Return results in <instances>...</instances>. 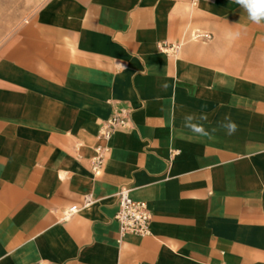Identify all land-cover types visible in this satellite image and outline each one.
<instances>
[{"label":"crops","instance_id":"0c3cea01","mask_svg":"<svg viewBox=\"0 0 264 264\" xmlns=\"http://www.w3.org/2000/svg\"><path fill=\"white\" fill-rule=\"evenodd\" d=\"M124 186L146 236L120 238ZM0 264H264V23L234 0H0Z\"/></svg>","mask_w":264,"mask_h":264},{"label":"built area","instance_id":"2783aa9c","mask_svg":"<svg viewBox=\"0 0 264 264\" xmlns=\"http://www.w3.org/2000/svg\"><path fill=\"white\" fill-rule=\"evenodd\" d=\"M200 0H192L194 5H197ZM212 35L206 32L197 31L192 34V39H210ZM183 42H167L162 41L160 49L169 55L177 56L181 51ZM130 124V110L124 107L118 108L110 117L105 119L100 127L99 136L104 141L108 142L115 131L119 128H125ZM109 146L101 144L96 147V155L92 161V170L98 174L103 168L105 154ZM176 152V151H175ZM130 187H121L117 193L118 209L115 214V220L119 224L120 238L125 235L133 234L138 236H146L150 234V223L152 213L146 201L136 200L132 196ZM94 203L92 195L85 197L83 207L90 206ZM81 209L80 206L74 205L67 211L66 216H70Z\"/></svg>","mask_w":264,"mask_h":264},{"label":"clouds","instance_id":"9594fccd","mask_svg":"<svg viewBox=\"0 0 264 264\" xmlns=\"http://www.w3.org/2000/svg\"><path fill=\"white\" fill-rule=\"evenodd\" d=\"M234 2L247 13L248 19L259 25L264 23V0H234ZM229 133H232L236 130L237 125L235 123H228L225 125ZM197 131H203L202 129L197 128Z\"/></svg>","mask_w":264,"mask_h":264}]
</instances>
